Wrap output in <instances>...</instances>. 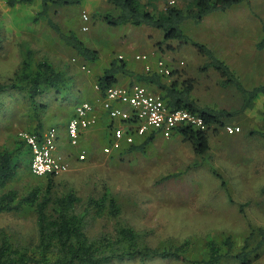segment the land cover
I'll return each mask as SVG.
<instances>
[{
  "label": "rangeland",
  "instance_id": "rangeland-1",
  "mask_svg": "<svg viewBox=\"0 0 264 264\" xmlns=\"http://www.w3.org/2000/svg\"><path fill=\"white\" fill-rule=\"evenodd\" d=\"M179 3L175 0L173 4ZM158 6L164 8L165 1L158 2ZM41 8V0L15 7L0 0V82L19 69L28 49L34 50L37 60L50 61L67 78L65 89L48 90L38 97L37 107L21 92L0 94V150L12 149L21 158L9 188L26 194L35 186L47 187L49 183V178L30 171L28 148L20 144L21 131H34L40 122L44 129L64 127L82 100L94 101L101 110L100 92L95 88L98 77L120 55L138 71H146L147 64L156 69L158 59L164 58L178 71L175 78L194 81L192 97L199 105L233 112L225 119L226 127L239 126L241 131L229 134L225 126L220 127L210 134V148L203 155L180 134L170 138L159 134L145 152L107 154L103 152L110 137L107 128L104 135L93 133L87 136L86 144L81 141L78 150L86 151L87 160L75 159L69 171L54 178L53 190L64 194L74 189L87 199L109 189L117 197L122 213L119 218L107 213L89 216L86 231L90 236L114 233L117 223L122 222L141 232L152 246L188 240L187 253L192 259L207 256V243L212 239L220 241L232 235L242 243L253 226H264V94L250 108H244L241 90L234 84H222L216 69H202L208 59L192 43L165 42L162 31L144 25L110 26L105 15L118 11L108 0L51 4L50 15L62 30L75 31L100 52L96 62L85 61L60 39L45 18L34 20ZM149 9L154 11L152 6ZM87 24L89 29L85 31L83 26ZM183 29L226 61L246 90L264 87V49L258 46L264 35V0H250L214 12L198 23L187 20ZM137 54H146L148 59H136ZM130 81L128 76L121 77L120 85ZM72 149L67 144L61 151L65 154ZM2 228L17 241H34L35 214L30 209L2 213ZM115 264L143 263L134 259ZM145 264L186 263L154 259ZM252 264H264V250Z\"/></svg>",
  "mask_w": 264,
  "mask_h": 264
},
{
  "label": "trees",
  "instance_id": "trees-1",
  "mask_svg": "<svg viewBox=\"0 0 264 264\" xmlns=\"http://www.w3.org/2000/svg\"><path fill=\"white\" fill-rule=\"evenodd\" d=\"M30 1L32 0H7V3L15 7L17 4ZM79 1L41 0V11L34 20L39 21L45 18L48 25L67 46L85 61L94 63L100 57L98 49L88 46L75 31L62 30L50 15L51 4L72 5ZM108 1L118 11L116 14L107 13L105 15L104 19L110 26L144 25L162 31L165 42L192 43L198 48L199 53L208 59L202 69L210 67L216 69L223 79L222 84H234L241 90L245 98L244 108H250L256 98L264 94L263 86L246 90L226 61L218 57L208 45L193 39L183 29V24L187 20L198 23L209 14L227 11L241 3H249L250 0H176L181 3L178 5L173 4L175 0H164V8L158 6L161 0ZM150 6L154 7V11L149 9ZM258 46L264 49V35ZM177 74L178 71L175 69L171 70L170 75H162L156 69L146 68V71H138L131 68L123 57L110 62V65L98 77L97 84L104 96L108 88L120 84L121 77L128 76L131 79L129 84L141 83L158 91L170 108H185L201 115L205 119L206 130L184 126L178 129L176 134L189 140L196 152L203 155L210 148V134L218 131L220 127H226L225 119L230 118L233 112L199 105L192 97L194 81L175 78ZM66 80L63 71L57 69L48 60H37L34 50L28 49L19 69L12 77L0 82V94L18 91L36 105L38 97L48 90L65 89ZM65 127L66 125L64 129ZM109 127L111 128V125H107L108 130ZM44 130L40 122L36 130L29 132L43 135ZM109 133H111L110 130ZM156 136L148 134L142 139L126 144L119 150V153L145 152ZM20 144L28 148L26 154H29L31 159L32 153L29 146L22 139H20ZM20 159L12 149L0 150V214L20 213L25 209H30L36 218V235L34 241L20 242L5 228L0 229V264H115L134 259L141 260L143 264L154 259H174L186 264H228L232 262L252 264L264 250V226H253L242 243H238L232 235L220 241L212 239L207 243V256L195 259L190 258L187 253L188 240H183L178 244L171 242L166 246H152L145 241L141 232L122 222L117 223L114 233L90 236L86 231L89 216L98 217L107 213L113 218L120 217L122 208L117 197L109 189L103 191L98 197L87 199L80 197L74 189L59 194L53 190L54 178L58 176L56 174L40 176L49 178L47 187L35 186L26 194H20V190L8 187L18 172ZM74 160L75 158H72L71 163ZM212 171L217 173L214 168Z\"/></svg>",
  "mask_w": 264,
  "mask_h": 264
},
{
  "label": "built area",
  "instance_id": "built-area-1",
  "mask_svg": "<svg viewBox=\"0 0 264 264\" xmlns=\"http://www.w3.org/2000/svg\"><path fill=\"white\" fill-rule=\"evenodd\" d=\"M85 21L89 16L84 13ZM84 26L83 30H88ZM123 58V55L119 56ZM136 59L147 60L146 54L136 55ZM146 68L151 69L147 64ZM156 70L162 75H170L171 66L164 58L156 62ZM101 107L108 115V125L111 131L109 141L103 147V152L110 154L119 152L126 144L142 139L148 134L162 135L170 138L184 126L198 130H206L205 119L185 108H170L161 94L151 87L141 84L114 85L107 89L106 94L100 98ZM96 103L82 100L74 107L64 129V137L73 148L63 154L60 148L61 134L59 129L51 127L43 135L21 131L22 139L31 149V171L36 176L48 174H62L70 169L73 156L78 161L87 160L86 151H79L83 131L94 126L98 121ZM229 134L241 131L239 126H227Z\"/></svg>",
  "mask_w": 264,
  "mask_h": 264
},
{
  "label": "crops",
  "instance_id": "crops-1",
  "mask_svg": "<svg viewBox=\"0 0 264 264\" xmlns=\"http://www.w3.org/2000/svg\"><path fill=\"white\" fill-rule=\"evenodd\" d=\"M84 26H88V24L87 25H84ZM83 26V27H84ZM138 55V54H137ZM84 68H86V67H84ZM121 84V83H120ZM119 84V85H120ZM95 88L100 92V89H99V85L97 84L96 86H95ZM99 96V95H98ZM100 98H102V94H101V92H100ZM87 100V99H86ZM100 100V99H99ZM91 101V100H90ZM92 102H94V101H92ZM95 103V102H94ZM96 107H97V104H96ZM100 108H101V110H99V106L97 107V115H98V121H97V123L94 125V126H92L91 128H88V129H86V130H84L83 131V135H82V137H81V141H82V144L84 143V142H87L86 141V138H87V136L89 135H92L93 133H95V134H98V135H100V136H102V135H104L105 133H106V130H107V125H108V122H109V120H108V115H107V113L106 112H104V110L102 109V107H101V104H100ZM51 127H56V128H58L59 129V131H60V133L61 134H63V135H61V142H60V148H62V147H64L65 145H67L68 144V141L66 140V138L64 137V127H58V126H51ZM51 127H49V128H47V129H45L44 130V133H46ZM43 133V134H44ZM84 144H86V143H84ZM106 145V144H105Z\"/></svg>",
  "mask_w": 264,
  "mask_h": 264
}]
</instances>
